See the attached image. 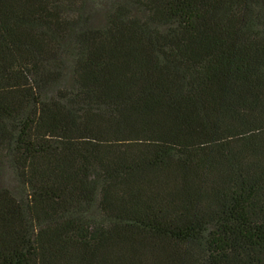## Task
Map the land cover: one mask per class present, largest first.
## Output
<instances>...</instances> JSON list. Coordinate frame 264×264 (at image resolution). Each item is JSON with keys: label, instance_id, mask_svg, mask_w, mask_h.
<instances>
[{"label": "trees", "instance_id": "16d2710c", "mask_svg": "<svg viewBox=\"0 0 264 264\" xmlns=\"http://www.w3.org/2000/svg\"><path fill=\"white\" fill-rule=\"evenodd\" d=\"M0 264H264V0H0Z\"/></svg>", "mask_w": 264, "mask_h": 264}, {"label": "rangeland", "instance_id": "374dc122", "mask_svg": "<svg viewBox=\"0 0 264 264\" xmlns=\"http://www.w3.org/2000/svg\"><path fill=\"white\" fill-rule=\"evenodd\" d=\"M2 178H3V180H4L5 178L8 179V176L5 174Z\"/></svg>", "mask_w": 264, "mask_h": 264}]
</instances>
